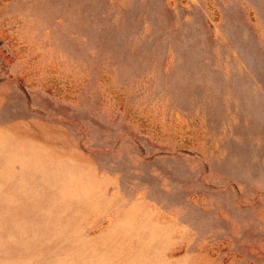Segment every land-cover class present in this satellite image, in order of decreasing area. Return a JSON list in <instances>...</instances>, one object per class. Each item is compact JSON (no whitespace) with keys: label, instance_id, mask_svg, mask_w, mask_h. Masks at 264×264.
I'll return each instance as SVG.
<instances>
[{"label":"rangeland","instance_id":"1","mask_svg":"<svg viewBox=\"0 0 264 264\" xmlns=\"http://www.w3.org/2000/svg\"><path fill=\"white\" fill-rule=\"evenodd\" d=\"M0 264H264V0H0Z\"/></svg>","mask_w":264,"mask_h":264}]
</instances>
